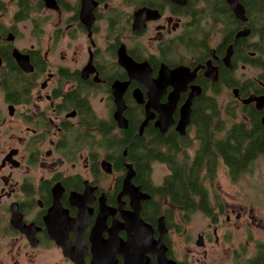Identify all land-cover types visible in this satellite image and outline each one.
<instances>
[{
  "label": "flooded vegetation",
  "instance_id": "af4514ba",
  "mask_svg": "<svg viewBox=\"0 0 264 264\" xmlns=\"http://www.w3.org/2000/svg\"><path fill=\"white\" fill-rule=\"evenodd\" d=\"M51 1L52 8L46 0H0V264H109L113 260L115 264H159L157 251L164 253L167 264H237L238 254L229 260L219 252L232 232L228 225L238 220L243 209L227 208L220 197L219 202L211 197L208 202L215 216L191 237L195 253L179 254L172 232L182 233L192 218L182 217L183 211L156 193L163 183L141 179L133 161L127 160L129 142L126 148L122 143L132 139L130 151L135 156L143 135L148 141L156 134L179 135L180 108L197 88L199 96L195 90L190 103V123L180 135L190 137L193 146L186 152L194 153V104L222 72L235 68L236 35L250 32L246 17L243 22L237 19V11H214L215 0H120L119 6H111L112 0H91L96 3L90 9L92 16L89 1ZM10 7L11 14H6ZM143 18H149L144 26ZM236 20L241 28L230 31ZM202 33L208 38L203 57L199 47L189 42ZM216 36L220 40L211 44ZM79 40L83 46L76 43ZM61 41L71 50L68 58L57 56ZM230 46L234 47L227 68L224 59ZM123 47L140 68L143 64L145 76L148 70L147 86L130 79L119 65L117 52ZM178 53L180 61L175 59ZM247 54L252 58L250 51ZM54 55L58 61L52 59ZM80 56L83 60L77 63ZM209 60L213 76L217 72L214 81ZM162 65L171 70L197 67L195 80L178 93L175 104L168 96L183 80L181 70L169 74L181 80L171 82L173 88L166 86L155 100L168 76L159 70ZM115 82L127 84L119 106L113 96ZM224 87L236 90L234 101L245 99L237 87ZM121 106L123 125L114 119ZM168 114L172 124L162 133L159 118ZM147 115L151 117L140 132ZM157 202L162 210L154 225ZM166 209L173 213L170 228L162 215ZM257 222L255 226L260 224L264 230V224ZM160 225L165 227L162 236ZM175 225L182 228L180 233ZM150 232L151 239L143 243ZM129 239L133 248L127 249ZM247 245L252 251L248 253L247 246L242 252L245 264H264V239L251 235Z\"/></svg>",
  "mask_w": 264,
  "mask_h": 264
},
{
  "label": "trees",
  "instance_id": "16d2710c",
  "mask_svg": "<svg viewBox=\"0 0 264 264\" xmlns=\"http://www.w3.org/2000/svg\"><path fill=\"white\" fill-rule=\"evenodd\" d=\"M237 2L244 11L246 26L250 32L236 40L232 61L237 60L242 64L249 61L253 68L260 70V73L256 78L241 83V80L231 76L232 71L226 70L220 74L218 82L210 85L208 90L196 100L193 111L197 112V116L191 120L195 128L197 147L192 158L185 154L186 150L193 146V141L188 135L156 134L154 137L151 135L149 141L143 139L144 135L139 139L137 137L139 146L137 150L135 149V156L130 151L133 146L132 139L122 143L123 148H126L129 142L127 160L133 161V166L144 182L151 184L154 164L166 166L169 173L164 177L161 187H156V193L162 198H167L171 207L183 211L181 216L187 220L199 212L206 218L215 216L211 213L212 205L208 201L213 194L210 188L219 165L224 166L230 179L237 182L241 176L251 174L257 160L264 158V126L261 122L264 109L258 111L253 105L244 106L233 101L225 106V110H221L216 99L218 87L222 84L228 88L237 87L241 98H248L253 94L264 97L261 86L264 84V0H237ZM215 3L217 12L230 10L226 0H215ZM202 14L199 13V17ZM238 28H241V24L236 20L232 23L230 31ZM207 39L204 33L189 39V42L193 41V44L202 51V57L205 49L207 50ZM221 49L224 50L223 48L218 50ZM244 51L246 53L250 51L252 58L248 54L246 56ZM223 54L224 52H221V56ZM223 111L226 112V119L221 116ZM238 116L242 117L238 119ZM235 119L237 123L231 124ZM228 120L231 121L230 124ZM142 174H145L146 178H143ZM214 196L216 202H219V196ZM154 207L155 225L162 209H159L161 207L158 202ZM162 215L170 228L173 213L166 209L163 210ZM174 228L178 233L182 231L180 226L175 225Z\"/></svg>",
  "mask_w": 264,
  "mask_h": 264
},
{
  "label": "rangeland",
  "instance_id": "374dc122",
  "mask_svg": "<svg viewBox=\"0 0 264 264\" xmlns=\"http://www.w3.org/2000/svg\"><path fill=\"white\" fill-rule=\"evenodd\" d=\"M110 4H112L111 6H119L121 2L120 0H112ZM215 8L216 5L214 6V11ZM11 10L12 8L10 7L6 14H11ZM218 40H220V38L219 36H216L213 40H211V44H215ZM76 43H80L83 46V40H79ZM67 46L68 45L65 44V41H61L59 43V47L56 51L58 57H61L62 55L66 56L67 58L70 57L71 50L66 48ZM182 56L186 57V54H182ZM180 57L181 55L178 53L176 54L175 59L180 61ZM71 58H73V56ZM52 59L58 61L55 55L52 57ZM82 60L83 58L80 56L77 60V63H80ZM60 61L61 60H59V62ZM235 61L236 64L235 68L232 70V75L240 80L250 78L254 79L260 73L259 69L253 68L249 64H240L237 60ZM232 91L233 90L231 89L225 88L224 84L218 87V95L216 99L221 110H225L226 105L233 103L234 100ZM221 116L223 119H226V112L223 111ZM150 117L151 116L148 115V119H150ZM241 117L242 116H238V119ZM188 131L190 135H192V129L189 128ZM186 153L189 156L193 155L192 150H188ZM167 173L168 171L165 165L159 163L154 164L151 177L152 183L161 185ZM132 175L133 171L131 170L127 176L130 179ZM128 181L129 180H126V183ZM206 186H208L207 183ZM210 191L213 192L211 196H219L227 208L237 207L243 209V213H241V216L239 215L240 217L238 220L234 221V219H232V223L228 225V229L231 228L232 232L228 237V242H226L223 252H219V255L225 254L228 259L231 260L232 256L235 257L238 254L236 260L237 264H245V258L242 252L246 250L247 246L248 253L252 251L251 247L247 245L251 235L257 239H264V230L259 227L260 224L255 226L258 223V220L264 224V158H259L254 164L253 172L251 174L241 176L237 182L232 181L228 175L227 169L224 166L219 165ZM248 210L250 211V215L254 217L252 220L251 216L248 215ZM246 212L247 214H244ZM208 222L209 220L203 215L196 214L191 219V222L184 227L182 233L174 234L172 232L171 239L174 242V247L179 254L182 255L187 251L189 253H195V249L193 248L194 245L191 242V237L194 234H197L198 230L202 229L204 226L206 227ZM239 243L242 244V246H238ZM227 247H229V249H227ZM219 258L221 257L219 256Z\"/></svg>",
  "mask_w": 264,
  "mask_h": 264
},
{
  "label": "water",
  "instance_id": "95a60500",
  "mask_svg": "<svg viewBox=\"0 0 264 264\" xmlns=\"http://www.w3.org/2000/svg\"><path fill=\"white\" fill-rule=\"evenodd\" d=\"M86 2L89 1V3L91 2V0H85ZM86 2H84V6L86 7ZM183 2L185 3V0H183ZM227 2V5L228 7L230 8V10L234 11L233 10V7H235V10L237 11V13H235L237 19L245 22V16H244V11L241 7V5L237 2V0H226ZM92 5L88 7V15L92 16L91 15V10L92 8L96 5V3L94 2H91ZM46 5L47 7H54L55 6V3L51 0H46ZM91 9V10H90ZM146 12L148 13H151V10H147ZM155 13V12H153ZM139 15V14H138ZM138 15H136V19L138 18ZM142 18V17H141ZM92 19V18H91ZM144 20H149V18H143V26H144ZM243 32V31H242ZM240 32L236 35L237 38H235V41L238 40L239 38L241 37H244L248 34V32ZM233 47L234 46H230L229 48V51H228V55L225 57L224 61L227 62L229 59H230V55L231 53L233 52ZM214 52V51H213ZM213 52H211L212 56H213ZM117 60H118V63L119 65L125 69L129 75V78L132 79V80H136L137 82H140L141 84H144L147 86V79H148V70H147V76H145V68H143V64L141 65V68H143V71L142 69L139 67V64L135 63L126 53L125 51V48H121L119 49V51L117 52ZM27 65V68H29V64L25 63ZM209 68H211V61L209 60ZM225 66H227V68H231V63L227 62V64H225ZM145 67L147 68V65L145 64ZM205 67L203 66V69ZM206 68H207V63H206ZM209 68H208V71H209ZM148 69V68H147ZM199 69H201V67H199ZM161 72H163V70L165 71V74H168V76H165V78H163L162 82V88H161V92L159 93V98H157V95H155V100H159L160 99V95H162L163 91L165 90V87L168 85L170 87L173 88V86L171 85L172 83H175L177 82L175 79V77H169V74H172L174 73L175 71H179L181 70L182 72L185 71L187 72L186 76L183 78V80H181L180 84L177 83V87L169 94L168 96V99L171 98V102L173 104H175V100L179 99V96H178V93L180 94L181 92H183L185 89H186V86L190 83H192V81L195 80V75L197 73V67L193 70V71H190L189 68L187 67H183V66H180V67H177V68H173L172 70L169 69L168 67H166L165 65H162L159 69ZM158 72V76H157V79L159 78V74L161 72ZM143 74V75H142ZM145 76V78L143 77ZM211 76H213V68H211ZM215 76H217V72H216V69H215ZM215 76H213V81L215 80ZM169 79H168V78ZM156 79V80H157ZM172 81H171V80ZM155 80V81H156ZM175 80V81H174ZM210 80H211V77H210ZM184 81V82H183ZM172 82V83H171ZM126 86L127 84L126 83H121V82H115L113 85H112V89H113V96H114V99H115V104L116 106H119V104H121V101H122V94L123 92L125 91L126 89ZM262 88L264 87V84H261ZM195 90H197V88H195ZM195 90H193V98H195ZM200 90V89H199ZM199 90H197V96H199ZM236 90H233V95L235 96V98L237 99L238 98V94H236L235 92ZM238 91V90H237ZM175 95V96H174ZM134 97H137L134 93ZM193 98H192V95L190 94L189 95V98L186 99L184 105L181 106L180 108V118H179V121L177 123V127H176V130L178 131V133L180 135H183L184 134V128L187 126V124H189V113H190V110H191V106H190V103L192 104V101H193ZM118 100V101H117ZM137 101L139 103H141V100L138 99L137 97ZM118 103V104H117ZM240 103H242L244 106L245 105H250V104H253L254 107L258 110V111H262L264 109V97L263 95H251L249 96L248 98H245V99H242L240 100ZM171 104L169 107H170V113L172 111V109L174 108V105ZM188 106V107H187ZM123 108H124V104H123ZM118 109V112L116 111L115 114H114V119L120 123L121 125H123V122H125V120L123 119V117L121 116V112H122V106H121V110ZM120 112V113H119ZM116 116V117H115ZM148 121V115L146 117V119L144 120V123L143 125L141 126L140 128V132L142 131V127L146 124V122ZM261 122H262V125L264 126V116L261 117ZM172 124V119H171V114H168V115H165L162 119L159 118V126H157V123H156V126L158 128H160L161 132L164 133L166 132L167 128ZM161 125V126H160ZM123 127H126L125 123H124V126ZM126 180H129L126 179ZM128 184L129 181L127 182ZM130 186V185H129ZM135 216L137 217L138 219V210H136L135 212ZM142 225H140L141 227ZM137 230H139V228ZM159 231H160V235L162 236L164 233H165V227L163 225H160L159 226ZM128 235H130V232L128 231ZM129 238V237H128ZM133 238V237H131ZM149 239H151V232L148 234V237L145 238V241L143 243H146ZM128 243V244H127ZM126 243V247L127 249H130V248H133V243L132 241L129 239L128 242ZM132 243V246L130 247L129 244ZM141 243V244H143ZM121 246L120 249H123L125 250V247ZM151 251V250H150ZM153 252V253H152ZM150 253L152 254H155V251H152ZM158 254V263L159 264H167V263H170L165 257H164V253L161 251V252H156ZM159 254L161 257H159ZM114 257V256H113ZM113 260V258L111 259ZM161 260V261H159ZM109 264H115V261L113 260L112 262H108ZM171 264H174V263H171Z\"/></svg>",
  "mask_w": 264,
  "mask_h": 264
},
{
  "label": "bare ground",
  "instance_id": "6f19581e",
  "mask_svg": "<svg viewBox=\"0 0 264 264\" xmlns=\"http://www.w3.org/2000/svg\"><path fill=\"white\" fill-rule=\"evenodd\" d=\"M233 10L236 12V10H235V7H233ZM177 72H175V73H172V74H176ZM182 76H186V73L183 71H181V73H180ZM173 77V76H172ZM175 78H173V79H176V81H180V79H181V77L179 76V75H175L174 76Z\"/></svg>",
  "mask_w": 264,
  "mask_h": 264
}]
</instances>
